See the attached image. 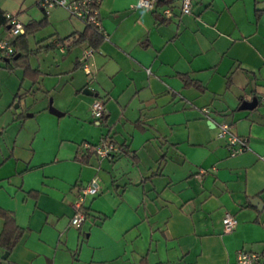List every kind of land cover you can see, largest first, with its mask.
<instances>
[{
	"label": "crops",
	"instance_id": "obj_1",
	"mask_svg": "<svg viewBox=\"0 0 264 264\" xmlns=\"http://www.w3.org/2000/svg\"><path fill=\"white\" fill-rule=\"evenodd\" d=\"M136 2L97 0L88 74L86 42L60 41L85 25L60 6L43 14L36 50H46L29 64L40 74L23 76L31 99L0 109V210L22 228L9 250L0 242V264H235L240 248L264 264V0H191L189 13L179 0ZM12 4L0 9L40 20L36 0ZM220 121L244 149L229 152ZM101 136L120 146L112 159L75 158ZM92 177L98 190L75 227L73 201ZM224 212L236 219L228 232Z\"/></svg>",
	"mask_w": 264,
	"mask_h": 264
},
{
	"label": "built area",
	"instance_id": "obj_2",
	"mask_svg": "<svg viewBox=\"0 0 264 264\" xmlns=\"http://www.w3.org/2000/svg\"><path fill=\"white\" fill-rule=\"evenodd\" d=\"M180 12L189 13L191 9V0H179ZM44 14L53 6L64 8L69 15L81 21L84 25L95 27L101 31L100 19L97 14L93 0H36ZM137 6L144 8L154 7V0H137ZM164 13H168V7H163ZM7 18V32L9 37L0 35V55L9 56L14 47L10 39L18 33L23 32V25L17 21L13 14L5 12ZM69 40H65L68 43ZM93 47L87 42L83 47L79 56L81 69L88 74L90 72L88 58L93 51ZM264 98V93H263ZM205 110V109H203ZM90 112L94 119H100L104 113L103 102L99 98H94L90 103ZM216 136L224 137L231 154L241 151L246 147V138L239 136L229 129V124L226 121H220L216 124ZM80 146L88 149L93 146L94 154L99 157L111 159L115 152L118 151V146L107 136H101L98 141L90 144L88 141H81ZM98 190L97 180L92 177L86 183L80 185L78 193L72 204L73 212L69 218L71 225L78 227L84 219V197L88 194H94ZM236 219L229 213L224 212L221 217L222 231L228 232L235 226ZM235 264H260V254L256 251L240 248L236 251Z\"/></svg>",
	"mask_w": 264,
	"mask_h": 264
},
{
	"label": "trees",
	"instance_id": "obj_3",
	"mask_svg": "<svg viewBox=\"0 0 264 264\" xmlns=\"http://www.w3.org/2000/svg\"><path fill=\"white\" fill-rule=\"evenodd\" d=\"M169 0H154L155 6H163L168 3ZM93 3L96 7L97 0H93ZM42 13L44 14L43 10L40 8ZM5 12L0 9V29L7 31V18L5 17ZM46 25L45 17H42L38 21H32L23 25V32L16 34L10 39L11 44L14 47V51L9 56L0 55V66H4L7 69H12L15 66L21 65L23 76L31 75V81L35 82L37 76L40 74V71L37 68H32L30 65L25 62V64H21L20 60L26 56V53L20 51V48L27 47V39L26 35L37 31L42 26ZM100 31H98L95 27L90 25H85L82 31H79L76 35L74 33H70L69 37L64 36V38H60V41L63 39L69 40L67 45L78 44L82 42H87L90 46L95 48L101 39ZM49 43L45 44L44 47L46 48ZM50 46V45H49ZM67 46V47H68ZM16 55L13 58V55ZM103 117V115H101ZM100 117V118H101ZM118 146V151H120V146ZM114 153L112 158L117 154ZM94 153L93 146H90L88 149H82L79 153L76 154L75 158L80 162H86L88 156ZM111 158V159H112ZM0 216L2 218V226L0 229V242L4 247L9 250L12 245L16 242L19 238L20 234L22 233V228L16 225L13 220V217L10 212L6 210H0ZM84 216H85V209H84Z\"/></svg>",
	"mask_w": 264,
	"mask_h": 264
},
{
	"label": "rangeland",
	"instance_id": "obj_4",
	"mask_svg": "<svg viewBox=\"0 0 264 264\" xmlns=\"http://www.w3.org/2000/svg\"><path fill=\"white\" fill-rule=\"evenodd\" d=\"M0 5L2 7L9 9L8 11H11L10 9L14 7V4H12V0H0ZM37 6L38 8L34 5L33 9L36 11L35 15H38V17L40 16L41 19L43 13L40 10L38 4ZM19 21L23 24L26 23V21H23L21 19H19ZM45 26L46 25L42 26L37 31L27 34L29 36V43L27 44L26 48H20L21 52L26 53V56H24L20 60L21 64H25V62L31 64L32 62H34V59L35 61L43 59L41 58V54L44 53L46 49L40 47L39 49H43L44 52L40 50L38 51V49L36 50L37 48L36 44L41 40H43L41 39V36H45L43 35L44 30L42 31V29ZM0 33H1L0 35L9 37L8 32L6 30L4 31L0 29ZM34 33L35 36L33 35ZM26 82H27V78L23 77L21 65L20 68L13 67L12 69H7L2 65L0 66V109L6 108L7 109L6 111L9 113L16 112L17 110H21V108H23L26 102L30 101L32 89L30 88L28 89L27 85L25 84ZM19 83H20V87L19 90L17 91L16 87L17 85H19ZM15 92H22V93L18 95ZM17 104L18 106L16 107ZM5 113L1 114L2 118L6 117Z\"/></svg>",
	"mask_w": 264,
	"mask_h": 264
},
{
	"label": "water",
	"instance_id": "obj_5",
	"mask_svg": "<svg viewBox=\"0 0 264 264\" xmlns=\"http://www.w3.org/2000/svg\"><path fill=\"white\" fill-rule=\"evenodd\" d=\"M16 55H17V54L13 55V58H15ZM82 91L85 92V93H88V94L91 93V90H90L88 87H84V88L82 89ZM256 104H257V99H252V100H250V101H247L246 103L241 104L240 107L250 108V107L256 106ZM49 111H51V112H55L54 109L51 108V107H49ZM5 253H6V251L3 253V255H4ZM3 255H2V256H3Z\"/></svg>",
	"mask_w": 264,
	"mask_h": 264
}]
</instances>
